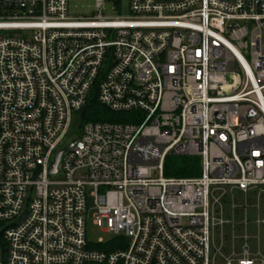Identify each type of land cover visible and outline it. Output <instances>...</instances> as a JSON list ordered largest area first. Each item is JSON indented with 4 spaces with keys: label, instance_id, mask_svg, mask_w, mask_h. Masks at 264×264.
<instances>
[{
    "label": "built area",
    "instance_id": "obj_1",
    "mask_svg": "<svg viewBox=\"0 0 264 264\" xmlns=\"http://www.w3.org/2000/svg\"><path fill=\"white\" fill-rule=\"evenodd\" d=\"M103 5L0 0V264H264V0ZM95 87L134 121L82 119L51 173ZM89 194L115 242L88 239Z\"/></svg>",
    "mask_w": 264,
    "mask_h": 264
},
{
    "label": "rangeland",
    "instance_id": "obj_2",
    "mask_svg": "<svg viewBox=\"0 0 264 264\" xmlns=\"http://www.w3.org/2000/svg\"><path fill=\"white\" fill-rule=\"evenodd\" d=\"M120 6L117 4L116 0H104V5L102 8V15L105 18L113 19L118 16L128 15V0H121ZM69 14L73 17H91L97 16L98 10L96 7V0H69ZM82 121V115L73 113L71 120V128L69 130V141L77 137L78 131L80 129ZM92 189H89L90 193ZM88 206L89 214L87 216V237L92 242H97L99 238H102L105 242H108L114 239L116 236L113 233L106 232L102 230L101 226L95 225L93 222L94 210V198L89 194L88 196ZM259 233V244L264 242V225L261 226L260 232L257 229H254L252 226H249V245L251 247V252H256L260 245H258L257 235ZM238 237L244 235V228L236 232ZM237 252L242 250V239L238 238L236 240ZM245 243V242H244ZM213 253V252H212Z\"/></svg>",
    "mask_w": 264,
    "mask_h": 264
},
{
    "label": "trees",
    "instance_id": "obj_3",
    "mask_svg": "<svg viewBox=\"0 0 264 264\" xmlns=\"http://www.w3.org/2000/svg\"><path fill=\"white\" fill-rule=\"evenodd\" d=\"M120 4L121 0H116ZM135 112L117 113L113 112L101 105L97 98V88H93L88 97V103L82 110V119L86 121H118V122H133L132 116ZM201 159L198 156L190 155H168L165 161L164 175L167 177L176 178H192L200 175ZM114 238L107 243L115 242ZM98 249L113 250L112 245L107 247V244L98 245Z\"/></svg>",
    "mask_w": 264,
    "mask_h": 264
},
{
    "label": "water",
    "instance_id": "obj_4",
    "mask_svg": "<svg viewBox=\"0 0 264 264\" xmlns=\"http://www.w3.org/2000/svg\"><path fill=\"white\" fill-rule=\"evenodd\" d=\"M75 143V139H73L69 144H67L65 147H63L62 149H60L56 156H55V161L53 162L51 168H50V172L51 173H55L58 170V163L62 157V155L69 150Z\"/></svg>",
    "mask_w": 264,
    "mask_h": 264
}]
</instances>
